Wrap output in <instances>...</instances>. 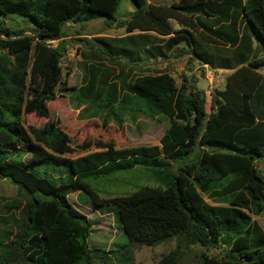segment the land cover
<instances>
[{
	"label": "trees",
	"instance_id": "trees-1",
	"mask_svg": "<svg viewBox=\"0 0 264 264\" xmlns=\"http://www.w3.org/2000/svg\"><path fill=\"white\" fill-rule=\"evenodd\" d=\"M132 1L135 11L118 24L127 35L95 38L117 55L111 62L124 52L191 55L213 69L233 70L225 88L213 90L207 112L196 74L183 73L180 83L167 70L126 76L121 69L112 76L114 68L94 62L81 86L70 89L62 79L67 27L97 19L112 27L120 0H0V179L26 200L3 204L0 264H115L111 254L124 252L128 261L133 245L173 240L175 249L159 264H179L185 254L189 264H264V225L254 218H264V175L257 163L264 160V0ZM8 13L35 25L20 27L3 18ZM256 34L263 54L254 48ZM70 90L78 106L106 109L120 126L117 110L161 116L169 126L158 145L118 147L111 140L95 150L89 142L74 147L60 115L50 110ZM25 115L46 121L27 125ZM224 146L232 150H220ZM76 150L84 154L62 157ZM45 164L68 167L58 175ZM135 169L156 185L102 198L87 180ZM74 194L77 202L87 196L84 206L70 199ZM85 206L113 212L127 243L119 250L91 248ZM214 249L219 256L210 254Z\"/></svg>",
	"mask_w": 264,
	"mask_h": 264
},
{
	"label": "rangeland",
	"instance_id": "rangeland-1",
	"mask_svg": "<svg viewBox=\"0 0 264 264\" xmlns=\"http://www.w3.org/2000/svg\"><path fill=\"white\" fill-rule=\"evenodd\" d=\"M151 1L155 3H170L178 0ZM135 9L136 7L132 0H120L117 13L119 19L112 27L108 28L103 19H97L86 24H72L67 27L66 32L68 38L66 51L62 58V79L66 81L68 88L71 89L81 86L84 75H88V68L94 62H103L114 68L115 71L112 73V76L119 75L121 69H124L126 76H132L145 70L150 71L154 69L153 67L158 68L161 65L160 62L154 63L152 61H146L145 63H141L142 65H139L141 60L138 59L140 58L139 55L144 57V53L138 55L129 52H124L120 55L118 60L111 62L112 58H115L117 55L111 53L110 48L103 44H99L95 40V38L99 36H107L110 34L118 36L123 34L124 29L126 28L121 27L118 24L129 19ZM2 16L7 21L15 22L20 27L29 29L35 25L33 20L29 17L17 13H8L3 14ZM52 43L53 45H57V41H53ZM253 43L254 48L259 50V54H263L262 43L257 34L255 35V38H253ZM95 53L99 56L97 57ZM117 62H121V65H117ZM217 70L210 67V72L197 71L201 76L198 78L199 87L207 92L206 107L208 111L211 109L213 90L224 89L227 77L226 73L229 72L230 74L233 71L229 69ZM260 71L264 74V66L260 68ZM203 73L204 75H202ZM175 76L178 83H180V72H177ZM63 94L65 96L59 97L57 101L50 104V110L51 112H56L57 115H60L62 119H59L60 125L71 136L74 147H78L84 142H89L91 143V149L95 150L96 148L94 146H98L97 144L99 142L111 140H113L118 147L158 145L165 129L169 126V121L161 116L158 119L153 120L137 113L134 114L128 111L117 110L116 112L122 120V125L120 126L114 117L107 116L106 109L94 104L78 106L77 101L74 100V91L70 90L67 93L63 92ZM25 121L27 125H31L32 123L41 125L46 119L38 118L33 115H25ZM220 150L231 151L232 149L229 147L225 148L224 146L221 147ZM83 154L84 152L76 150L74 153L66 154L62 157L73 159ZM28 157V155H24L23 160L26 161ZM257 163L260 173L264 175V160H258ZM45 166H49L51 169L55 166L58 175L61 174L59 171L61 167H68L67 165L59 164H45ZM52 172L53 171H51V173ZM143 173L146 174L143 169H135L120 171L111 175L100 176L98 178L89 177L87 180L102 198H109L129 195L143 185H156V182L153 179L144 176ZM15 198H20L23 202L26 201L25 197L18 192L15 185L10 183L7 179H0V218L7 215L3 209V204ZM76 198L77 194L70 196V199L76 203L77 207L84 206L83 203L86 201L87 196L82 194L79 197L80 202H77ZM81 209L91 217L93 224L92 234L88 239L91 248H101L106 251L112 249L119 250L127 243L128 240L123 228L121 224L117 222L113 212L103 213L92 207L86 206L81 207ZM254 218L264 225V218ZM0 227H3L1 221ZM175 247V240L155 247L136 244L131 247V254L129 255L130 260H125L124 252L111 254V257L115 264H159L161 259L174 250ZM210 254L219 256V250L214 249ZM118 257L120 260L124 258L125 261L122 263L119 262L117 259ZM191 261V255L185 254L179 264H189Z\"/></svg>",
	"mask_w": 264,
	"mask_h": 264
},
{
	"label": "crops",
	"instance_id": "crops-1",
	"mask_svg": "<svg viewBox=\"0 0 264 264\" xmlns=\"http://www.w3.org/2000/svg\"><path fill=\"white\" fill-rule=\"evenodd\" d=\"M134 12V11H133ZM132 12V13H133ZM174 28L176 30H181L183 29L182 26H180L177 22H172ZM138 31H135L134 33H137ZM151 34L156 35L155 33L151 32ZM127 35L126 29H124V33L120 34L118 36H115L113 34L107 35L110 37H122ZM144 53V52H143ZM141 59L139 62V65H142L141 63H145L146 61H152L154 63L160 62L161 65L158 68L153 67L154 69L150 70L151 73H154V71L156 70H167L168 72H170L175 78V74L177 72H180V76L183 73H187L186 75L190 76L191 74H196L198 76V78H200V74L197 72L198 70L200 71H209L210 67L207 64H202L201 62H199V60H197L196 58L193 59L191 57V55H184L182 57H174L173 55H169V57L167 58H154L151 57L149 55H145L144 53V57L139 56ZM188 65L190 67V69L188 70ZM208 68V69H207ZM149 71V70H148ZM199 71V72H200ZM218 71V70H217ZM210 72V71H209ZM226 75H229V72L226 73ZM177 79V78H176ZM180 80L181 77H180ZM199 85V84H198ZM206 96H207V92H206ZM207 108V107H206ZM207 112H210L207 110Z\"/></svg>",
	"mask_w": 264,
	"mask_h": 264
}]
</instances>
